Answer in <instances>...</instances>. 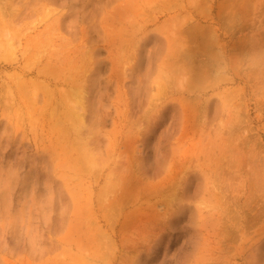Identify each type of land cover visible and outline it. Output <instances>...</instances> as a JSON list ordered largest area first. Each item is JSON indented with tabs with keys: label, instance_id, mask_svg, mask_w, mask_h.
Segmentation results:
<instances>
[{
	"label": "rangeland",
	"instance_id": "rangeland-1",
	"mask_svg": "<svg viewBox=\"0 0 264 264\" xmlns=\"http://www.w3.org/2000/svg\"><path fill=\"white\" fill-rule=\"evenodd\" d=\"M242 1L0 0V264H264Z\"/></svg>",
	"mask_w": 264,
	"mask_h": 264
},
{
	"label": "bare ground",
	"instance_id": "bare-ground-1",
	"mask_svg": "<svg viewBox=\"0 0 264 264\" xmlns=\"http://www.w3.org/2000/svg\"><path fill=\"white\" fill-rule=\"evenodd\" d=\"M193 1H194V0H193ZM208 1H209V0H207V2H208ZM243 1H244V0H243ZM243 1H242V2H243ZM246 1H247V0H246ZM179 2H180V1H179ZM184 2H185V1H184ZM202 2H203V1H202ZM207 2H206V3H207ZM229 2H230V1H229ZM200 3H201V2H200ZM235 3H236V2H235ZM249 3H250V2H249ZM178 4H179V3H178ZM180 4H183V3L181 2ZM207 4H208V6H209L210 3H207ZM236 5H237V4H236ZM182 6H183V5H182ZM185 6H186V4H185ZM198 6H201V5H198ZM216 7H217V6H216ZM233 7H234V6H233ZM183 8H184V7H183ZM238 8L240 9V7H237V8H235V9H238ZM208 9H209V8H208ZM233 9H234V8H233ZM231 10H232V9L230 8V11H231ZM207 11H208V10H207ZM209 13H210V11H209ZM185 14H186V13H185ZM183 17H185V16H183ZM186 17H187V16H186ZM189 17H190V15H189ZM187 18H188V17H187ZM187 18H186V19H187ZM192 18H193V17H192ZM174 20H175V19H174ZM184 20H185V18H184ZM185 21H187V20H185ZM185 21H184V22H185ZM173 22H174V21H173ZM174 23H176V22H174ZM180 25H181V24H180ZM195 30H196V28H195ZM199 35H200V33H199ZM199 37H200V36H199ZM55 53H56V52H55ZM67 101H68V98H67ZM69 105H70V104H69ZM71 107H72V108H71ZM71 107H70V108L73 109V106H71ZM73 110H74V109H73ZM74 113H75V112H74ZM86 153H87V152H86ZM85 156L87 157L86 154H85Z\"/></svg>",
	"mask_w": 264,
	"mask_h": 264
}]
</instances>
